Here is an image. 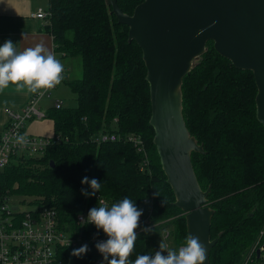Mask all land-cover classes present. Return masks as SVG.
I'll list each match as a JSON object with an SVG mask.
<instances>
[{"label": "trees", "instance_id": "trees-1", "mask_svg": "<svg viewBox=\"0 0 264 264\" xmlns=\"http://www.w3.org/2000/svg\"><path fill=\"white\" fill-rule=\"evenodd\" d=\"M141 1L115 0L126 14ZM48 9L45 30L53 50L79 59L80 76L63 79L76 104L47 109L58 140L37 155L14 156L0 170V196H33V202L55 211L63 229L87 239L102 235L103 229L77 222V214L100 206V199L111 207L128 197L139 207L151 193L152 225L146 227L151 231L136 230L129 260L154 256L153 239L164 230L167 249L178 250L186 241L184 214L173 204L151 142L148 85L139 47L127 41V26L116 22L104 0H48ZM255 93L252 73L235 68L210 41L182 78L184 124L203 150L191 153V164L199 187L209 186L210 239L221 232L209 250V264L263 261L254 250L264 226V128L255 118ZM101 134L116 139L99 141ZM128 136L141 140L145 157ZM85 176L101 183L95 195L82 194L81 189L93 191L81 183ZM64 250L62 258L69 264H108L95 244L82 258L70 255V247Z\"/></svg>", "mask_w": 264, "mask_h": 264}, {"label": "water", "instance_id": "water-1", "mask_svg": "<svg viewBox=\"0 0 264 264\" xmlns=\"http://www.w3.org/2000/svg\"><path fill=\"white\" fill-rule=\"evenodd\" d=\"M116 22L127 26V41L139 47L148 85L152 144L173 204L184 213L186 237H199L209 250L213 214L206 205L209 186L196 180L191 153L202 145L187 131L181 106L182 78L196 65L210 41L235 68L252 73L255 118L264 128V0H142L131 14L115 0H104ZM52 166V163H50Z\"/></svg>", "mask_w": 264, "mask_h": 264}, {"label": "built area", "instance_id": "built-area-1", "mask_svg": "<svg viewBox=\"0 0 264 264\" xmlns=\"http://www.w3.org/2000/svg\"><path fill=\"white\" fill-rule=\"evenodd\" d=\"M30 16L40 19L44 25H47L50 11L48 7H38L35 12L30 13ZM44 96H48V90L32 94L18 110L4 108L6 123L0 131V170L8 165L14 156L21 154L37 155L50 142L58 140V136L33 135L25 129L27 121L45 117V113L38 107V102ZM52 106L54 108L61 107V100L55 99ZM18 136H24L26 142L18 143ZM98 139L99 141H112L116 139V136L114 134H101ZM126 139L133 142L145 157L143 145L139 138L128 136ZM151 196L150 193L141 199L138 209L143 211L138 229L152 225L150 220ZM98 202L99 204L101 202L106 204L102 199ZM87 215L88 212H81L76 215L75 220L80 223H87ZM162 237L167 240V230L163 231ZM107 239V235L103 234L87 239H84L80 234L73 235L59 225L56 213L52 208L38 202L24 200L18 201L17 205L12 197L0 196V264H69L62 258L65 247L75 249L87 244L90 249L92 244L96 245L98 241ZM181 246L183 245L179 247ZM254 250L257 258L264 261V226L259 231ZM166 254L167 250L164 251L163 255Z\"/></svg>", "mask_w": 264, "mask_h": 264}, {"label": "clouds", "instance_id": "clouds-1", "mask_svg": "<svg viewBox=\"0 0 264 264\" xmlns=\"http://www.w3.org/2000/svg\"><path fill=\"white\" fill-rule=\"evenodd\" d=\"M63 64L43 44L38 43L34 47L18 51L11 39L0 45V91L9 85H15L17 92L37 93L40 90H49L63 80ZM18 143H25L24 136L17 137ZM82 184L90 185L93 190L89 193L81 189L85 196L95 195L101 188V183L93 178L89 180L85 176ZM164 203V201H163ZM142 209L128 197L109 207L101 202L100 206L92 207L87 215V223H92L97 229H103L108 239L98 241L95 245L108 264H204L206 260V247L199 237L189 234L185 244L178 250L167 249L160 243V251L155 255H138L134 261L129 257L135 248V242L140 227ZM145 231H151L146 228ZM167 250V255L162 251ZM89 251L88 245L84 244L72 250L70 255L82 258ZM109 256L112 259L109 260Z\"/></svg>", "mask_w": 264, "mask_h": 264}, {"label": "crops", "instance_id": "crops-1", "mask_svg": "<svg viewBox=\"0 0 264 264\" xmlns=\"http://www.w3.org/2000/svg\"><path fill=\"white\" fill-rule=\"evenodd\" d=\"M38 7L47 8L48 0H0V45L11 39L17 50L22 51L25 48L34 47L38 43H43L62 63V60L67 57L53 50L52 38L48 31L45 30L43 22L30 16V13L35 12ZM63 67V77L68 78L69 70L65 64H63ZM61 82L65 85L63 80ZM57 87L58 85L49 89L48 96H44L38 102L39 109L44 113L53 105L55 99H60ZM32 94L34 93H28L26 89L23 92H17L15 85L11 84L3 91H0V131L6 123L4 108L8 107L18 110ZM25 129L33 135L46 137L53 135L52 120L46 115L42 119L27 121Z\"/></svg>", "mask_w": 264, "mask_h": 264}, {"label": "rangeland", "instance_id": "rangeland-1", "mask_svg": "<svg viewBox=\"0 0 264 264\" xmlns=\"http://www.w3.org/2000/svg\"><path fill=\"white\" fill-rule=\"evenodd\" d=\"M62 63L65 64L66 68H68L69 72L67 74L68 78H78L80 76V63L78 57H67L64 60H62ZM57 93L59 95V98L62 102V106L66 107H73L75 106V97L74 94L70 92L68 87L64 85L62 82L58 85L57 87ZM33 196H14L12 200L18 205V201L24 200V201H29L32 202ZM184 214V213H183ZM103 235H106L104 231L102 232ZM160 243L165 244L166 240L163 239L162 233H159L156 235L153 239L152 247L154 253L156 251H160ZM165 250L162 251V254L164 253ZM259 264H264V261L260 262Z\"/></svg>", "mask_w": 264, "mask_h": 264}]
</instances>
